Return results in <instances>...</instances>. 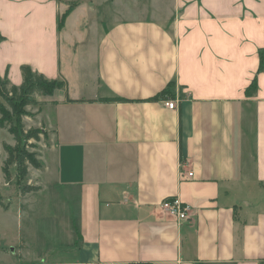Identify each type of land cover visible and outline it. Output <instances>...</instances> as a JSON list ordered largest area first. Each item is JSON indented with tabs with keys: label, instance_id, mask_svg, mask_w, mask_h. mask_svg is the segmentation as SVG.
Segmentation results:
<instances>
[{
	"label": "crops",
	"instance_id": "0c3cea01",
	"mask_svg": "<svg viewBox=\"0 0 264 264\" xmlns=\"http://www.w3.org/2000/svg\"><path fill=\"white\" fill-rule=\"evenodd\" d=\"M113 5L0 0V75L67 83L35 97L48 135L22 201L47 205L59 237L24 232L19 264H264V0H173L156 17ZM175 196L187 220L160 208Z\"/></svg>",
	"mask_w": 264,
	"mask_h": 264
},
{
	"label": "rangeland",
	"instance_id": "374dc122",
	"mask_svg": "<svg viewBox=\"0 0 264 264\" xmlns=\"http://www.w3.org/2000/svg\"><path fill=\"white\" fill-rule=\"evenodd\" d=\"M109 3L110 5H113L111 9L116 10V8H120L121 14H123V12L126 13L132 11L136 14L156 17L165 15L166 11L171 7L173 0H119V5L117 0H109ZM59 63L60 62H58V69ZM67 74L72 78L76 77L74 71L68 70ZM32 106L28 111V116H30V118L26 119L24 116L22 118L26 129L33 127L31 119L34 120L35 118L33 117L34 114L32 112L34 106ZM3 143L10 145L14 144V139L8 132L7 127H0V202L3 204L9 202L8 209H4L0 206V264H19L22 263V258L19 254V249H22L20 239H22L24 232L29 235H31L32 232H37L38 238L46 240V238H52L53 236L58 238L59 231L56 228L57 223L47 217L49 211L48 207H46L47 205H36V203H33L34 199L29 200L30 202L27 206L22 204L24 196L27 198L33 196L29 194L30 192H28V195L27 193L21 192V186L26 184L27 177L19 182L17 180V172L14 165L9 166L10 177L6 180L2 170L6 158ZM33 143H35V146L33 148L29 146L28 149L36 152L37 158L41 161V150L44 148L46 141L41 140ZM32 170L33 168L30 167L29 172ZM52 193V186L47 185L42 199L47 198V201L51 200ZM44 207H46L47 211H45ZM49 208L51 209V206H49ZM31 215H34V218H28ZM35 223L37 226H34ZM36 249L40 254L54 250V248H44L42 246H37ZM62 249L64 248H61L60 250ZM46 255L50 256L48 253H46Z\"/></svg>",
	"mask_w": 264,
	"mask_h": 264
},
{
	"label": "trees",
	"instance_id": "16d2710c",
	"mask_svg": "<svg viewBox=\"0 0 264 264\" xmlns=\"http://www.w3.org/2000/svg\"><path fill=\"white\" fill-rule=\"evenodd\" d=\"M70 6L60 16V23L67 15ZM61 25H58V28ZM258 72H264V48L258 49ZM22 81L16 85L10 83L6 75H0V127H7L8 132L14 139V144L3 143L6 158L3 163L2 170L6 180L10 177L9 166L14 165L17 180L21 182L29 175V168H40L41 161L37 158V153L30 151L28 148L34 147L35 143L41 140L47 141V131L43 127L25 128L23 116L29 115L26 106L36 104L35 97L38 95H52L56 90H64L67 83L61 79H49L41 73L33 71L29 66L22 65L20 67ZM257 89L256 78H253L246 89L249 96L253 95ZM169 89L166 87L162 92V96L168 95ZM170 96V94H169ZM153 98V97H152ZM35 185L21 186L22 193H28L38 190ZM8 204L0 202V206L8 209Z\"/></svg>",
	"mask_w": 264,
	"mask_h": 264
},
{
	"label": "built area",
	"instance_id": "2783aa9c",
	"mask_svg": "<svg viewBox=\"0 0 264 264\" xmlns=\"http://www.w3.org/2000/svg\"><path fill=\"white\" fill-rule=\"evenodd\" d=\"M164 105L167 108L175 109L177 106V101L174 99H166L164 100ZM193 173L191 171L188 172V176H192ZM160 208L162 211H164L166 214L176 218L178 221H184L190 218L192 206L189 204H186L181 201V199L177 196L172 197L170 199H164L160 203ZM139 264V263H136Z\"/></svg>",
	"mask_w": 264,
	"mask_h": 264
}]
</instances>
